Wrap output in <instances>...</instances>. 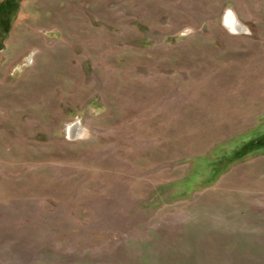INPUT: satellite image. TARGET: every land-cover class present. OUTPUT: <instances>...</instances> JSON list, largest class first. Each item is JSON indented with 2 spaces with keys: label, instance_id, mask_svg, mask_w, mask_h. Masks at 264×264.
<instances>
[{
  "label": "rangeland",
  "instance_id": "rangeland-1",
  "mask_svg": "<svg viewBox=\"0 0 264 264\" xmlns=\"http://www.w3.org/2000/svg\"><path fill=\"white\" fill-rule=\"evenodd\" d=\"M7 3L0 264H264V0Z\"/></svg>",
  "mask_w": 264,
  "mask_h": 264
},
{
  "label": "bare ground",
  "instance_id": "bare-ground-1",
  "mask_svg": "<svg viewBox=\"0 0 264 264\" xmlns=\"http://www.w3.org/2000/svg\"><path fill=\"white\" fill-rule=\"evenodd\" d=\"M225 21L230 25V26H232L233 27V29L235 28V30H242L243 29V27H242V25L240 24V23H238L235 19H233V17L230 15V14H227L226 16H225ZM76 125H72V127H71V133L73 132H75V130H76Z\"/></svg>",
  "mask_w": 264,
  "mask_h": 264
},
{
  "label": "trees",
  "instance_id": "trees-1",
  "mask_svg": "<svg viewBox=\"0 0 264 264\" xmlns=\"http://www.w3.org/2000/svg\"><path fill=\"white\" fill-rule=\"evenodd\" d=\"M15 1H17V0H4L2 3H1V9H3V8H5L6 6H8L9 4L7 3V2H11V3H13V2H15Z\"/></svg>",
  "mask_w": 264,
  "mask_h": 264
}]
</instances>
